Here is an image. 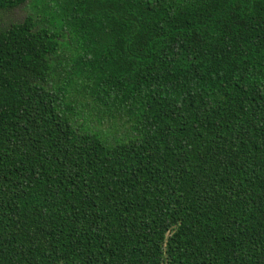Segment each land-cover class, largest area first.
<instances>
[{
	"label": "trees",
	"instance_id": "16d2710c",
	"mask_svg": "<svg viewBox=\"0 0 264 264\" xmlns=\"http://www.w3.org/2000/svg\"><path fill=\"white\" fill-rule=\"evenodd\" d=\"M0 264H264V0H0Z\"/></svg>",
	"mask_w": 264,
	"mask_h": 264
},
{
	"label": "rangeland",
	"instance_id": "374dc122",
	"mask_svg": "<svg viewBox=\"0 0 264 264\" xmlns=\"http://www.w3.org/2000/svg\"><path fill=\"white\" fill-rule=\"evenodd\" d=\"M28 13L27 6L21 5L15 9L1 13V18L3 19L4 25H9L11 23H19L23 21Z\"/></svg>",
	"mask_w": 264,
	"mask_h": 264
}]
</instances>
